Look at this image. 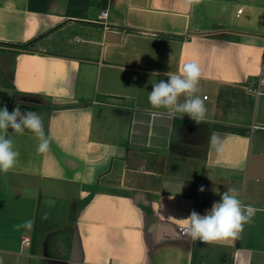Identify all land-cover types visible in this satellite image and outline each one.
I'll return each instance as SVG.
<instances>
[{"label":"crops","instance_id":"1","mask_svg":"<svg viewBox=\"0 0 264 264\" xmlns=\"http://www.w3.org/2000/svg\"><path fill=\"white\" fill-rule=\"evenodd\" d=\"M44 4L0 0V109L37 112L50 139L38 153L8 130L19 157L0 173V264H264V0ZM38 37L33 52L7 45ZM189 61L201 124L147 99ZM229 188L261 209L238 238L180 234Z\"/></svg>","mask_w":264,"mask_h":264},{"label":"clouds","instance_id":"2","mask_svg":"<svg viewBox=\"0 0 264 264\" xmlns=\"http://www.w3.org/2000/svg\"><path fill=\"white\" fill-rule=\"evenodd\" d=\"M200 0H185L186 5L198 4ZM157 73H153L155 75ZM167 81H151L152 91L148 93V103L153 109H164L172 114H179L177 118L187 115L197 124L205 122L206 107L204 100L197 95L198 83L202 72L197 62H185L177 73L167 72ZM23 135L25 131L32 133L37 141L36 151L46 153L50 149V139L45 133L42 117L34 111L22 112L19 107L11 112L7 107L0 109V173L11 171L19 157L15 150L14 142L9 136L8 130ZM209 143L213 147H219V139L213 135ZM204 191L203 186L199 189ZM258 211L252 205H244L235 188H229L221 196L220 202H214L211 210L205 215H200L195 210L184 219L185 234L193 242L210 244L226 239H236L242 233L244 226L250 223ZM32 227V222L27 221L23 225Z\"/></svg>","mask_w":264,"mask_h":264},{"label":"trees","instance_id":"3","mask_svg":"<svg viewBox=\"0 0 264 264\" xmlns=\"http://www.w3.org/2000/svg\"><path fill=\"white\" fill-rule=\"evenodd\" d=\"M45 4H46V0H45ZM30 7H32V6H30ZM38 39H39V37L34 38L32 40H29L27 42L17 43V44H7V45L14 47L18 52H33V49L31 47L36 43V41Z\"/></svg>","mask_w":264,"mask_h":264},{"label":"built area","instance_id":"4","mask_svg":"<svg viewBox=\"0 0 264 264\" xmlns=\"http://www.w3.org/2000/svg\"><path fill=\"white\" fill-rule=\"evenodd\" d=\"M108 14H109L108 10H105L104 12H102L101 17L106 18L108 16ZM256 91H258V93H260V82H259L258 86L256 87ZM205 98H207V96H205ZM179 231H180V234L186 235L185 231H184V227H180ZM22 242L26 243V244H30L31 243V237L30 236L23 237Z\"/></svg>","mask_w":264,"mask_h":264},{"label":"rangeland","instance_id":"5","mask_svg":"<svg viewBox=\"0 0 264 264\" xmlns=\"http://www.w3.org/2000/svg\"><path fill=\"white\" fill-rule=\"evenodd\" d=\"M0 68H1V66H0ZM0 73H1V70H0ZM1 75V74H0ZM1 80V79H0ZM207 104V103H206ZM43 118L45 119V115L43 116ZM66 208L67 207H65V206H63V209L62 210H60V212H61V215H63L64 214V211H66Z\"/></svg>","mask_w":264,"mask_h":264}]
</instances>
